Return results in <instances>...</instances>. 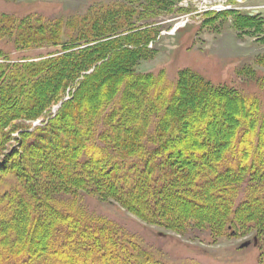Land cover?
I'll return each mask as SVG.
<instances>
[{
	"label": "trees",
	"instance_id": "1",
	"mask_svg": "<svg viewBox=\"0 0 264 264\" xmlns=\"http://www.w3.org/2000/svg\"><path fill=\"white\" fill-rule=\"evenodd\" d=\"M99 22V29L98 21L90 20L89 25L73 26L67 32V26L60 21L52 25L38 16L20 21L0 16V40L9 36L19 50L34 44L58 49L50 59L29 63L14 62L0 49L5 61L0 63V109L6 112L0 115V120H5L4 125L0 122V149L5 143L3 127H10L12 121H34L48 101L56 105L62 102L70 86L109 52L105 45L121 37L143 43L135 55L127 52L121 63L135 89L125 94V82L119 86L117 80L109 81L106 85L110 89L106 86L102 99L101 95L80 94L74 88V95L45 125L23 134L26 151L39 150L47 157L52 153L51 158L33 155L31 159L25 157V161L21 157L0 163V264H161L116 225L59 211L53 203L63 194L77 199L86 192L114 201L147 222L179 233L190 226L209 231L213 239L240 236L254 229L264 235V117L259 102L235 89L216 87L185 70L173 90L164 86L162 93L169 91V100L163 107L150 95L151 86L158 82L156 78L137 71L150 33H142V38L139 32L128 35L134 28L127 24V18L119 23L107 13L101 14ZM101 40L107 44L99 43L103 47L93 51L94 44ZM117 47L113 45L114 51ZM43 71L51 74L49 82H45L48 84H40ZM185 75H197L202 91H210L227 109L228 120H233L237 109L244 108L249 113L248 129L237 132L234 140L226 139L222 133L217 138L213 132L212 148L191 146L193 142L182 149L177 147L176 143L186 138L188 142L199 134L194 127L187 137L186 108L174 116L170 113L169 103L174 101ZM92 77V73L87 76ZM11 102L23 106L16 110ZM188 106L187 113L193 109ZM80 123L85 124L84 129L79 128ZM235 127L234 124L229 130ZM202 131L206 134L205 128ZM212 149H216L213 156ZM49 166L54 173L52 169L45 171ZM42 176L46 178L42 180ZM240 191H246L243 200H238ZM214 199L223 202L220 210L206 204ZM180 200L193 205L190 215L188 206L181 205ZM32 226L37 230L43 226L39 244L29 242L23 247V237H31L29 233L34 232ZM261 244L264 258V238Z\"/></svg>",
	"mask_w": 264,
	"mask_h": 264
},
{
	"label": "rangeland",
	"instance_id": "2",
	"mask_svg": "<svg viewBox=\"0 0 264 264\" xmlns=\"http://www.w3.org/2000/svg\"><path fill=\"white\" fill-rule=\"evenodd\" d=\"M103 13L112 18L116 17L119 23L124 17L127 18V24L134 28V31H128V35L139 32L142 38V33H150L151 37L144 47L145 53L142 54L143 61L138 63L137 71L150 77L153 75L158 81L156 85L151 86L150 95L153 101H159L164 107L169 100V91L164 95L162 93L166 89L164 86L173 90L180 73L190 70L216 87L235 89L245 96L255 98L260 104L261 117H264V0H0V16L19 21L38 16L42 21H51L52 25L60 21L63 26H67V32H71L73 26L80 28L89 25L90 20H97L96 28L99 29L102 25L99 19ZM34 31L35 29H32V32ZM104 41L106 40L96 42L93 51L100 50L103 47L100 44H107L102 43ZM141 43L134 42L133 37H121L116 42L105 45L104 48H109V52L103 55V59L95 61L90 71L70 86L62 97V102L56 105L48 101L49 105L42 108L40 117L34 121H12L9 123L10 127H3L5 143L0 149V163L14 158L20 160L21 157L31 159L33 155L36 158L49 159L52 153L47 157L39 150L26 151L23 134L45 125L51 115H55L59 106L74 95V88L78 89L80 94L86 92L89 95H101L102 99L106 86L110 89V85H106L109 81L113 83L117 80L119 86L125 82V94L135 89L131 77L121 63L127 52L129 55H135L136 51L140 50ZM116 44L119 49L114 51L113 45ZM15 47L13 39L9 36L0 40L3 53L10 60L19 63L47 60L58 50L42 44L31 45L26 50ZM3 62L5 61L0 57V63ZM43 73L40 84H48L45 82H49L51 74H45V71ZM89 73L93 74L90 79L87 78ZM196 76L190 78L185 75V81L175 94L174 101L169 103L173 116L175 113H182L186 108L184 113L189 121L187 137L191 135L190 132L195 131L194 127L199 133L197 137L191 136L188 142L186 138L185 142L176 143L181 149L191 142L194 147L212 148L211 142H215L214 138H218V133H222L226 139L234 140L237 132L242 133V130H247L250 125L249 113H246L244 108L237 109L235 115H231L233 120H228L227 109L217 103V97L210 94V91H202ZM65 78L67 76L60 81ZM82 80H85L84 84ZM77 95L75 94L76 97ZM137 95L139 96L135 92V96ZM119 99L115 101L114 106L118 104ZM11 103L15 105L16 110L23 106L19 102ZM188 104L193 108L189 113ZM5 113L4 109H0V115ZM244 121L247 123L244 124ZM0 122L4 125L5 120L1 118ZM234 124L236 127L229 130ZM79 128L84 129L85 124L80 123ZM203 128L206 134L203 133ZM210 131L214 132L215 136L214 133L212 136ZM226 131L230 133L225 135ZM215 150L210 151L211 156ZM49 169L50 166L45 171L48 172ZM51 169L54 173V168ZM31 176L34 178V175ZM45 178L41 177L42 180ZM245 196L246 191H240L238 200H243ZM53 204L59 211L102 219L116 225L161 264H264V258L261 257V241L264 235L258 229L240 236L229 235L219 239H213L205 229L190 226L185 232L179 233L166 226L147 222L139 214L127 211L114 201H106L86 192L81 193L77 199L66 194L57 196ZM180 204L188 206L189 215L193 212V205L186 200H180ZM206 204L213 209L220 210L223 207V202L219 199L207 200ZM199 211L205 212L206 209L199 208ZM42 228L37 230L32 226L34 232L29 233L31 237H23V247L29 242L34 246L38 245L41 231H44Z\"/></svg>",
	"mask_w": 264,
	"mask_h": 264
},
{
	"label": "bare ground",
	"instance_id": "3",
	"mask_svg": "<svg viewBox=\"0 0 264 264\" xmlns=\"http://www.w3.org/2000/svg\"><path fill=\"white\" fill-rule=\"evenodd\" d=\"M114 168V167H113ZM142 177V176H141ZM79 224V223H78Z\"/></svg>",
	"mask_w": 264,
	"mask_h": 264
}]
</instances>
